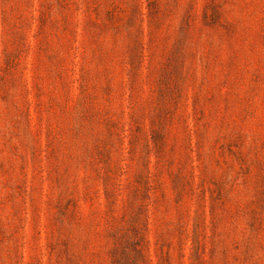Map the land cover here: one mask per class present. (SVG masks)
I'll return each instance as SVG.
<instances>
[{
	"label": "rangeland",
	"instance_id": "obj_1",
	"mask_svg": "<svg viewBox=\"0 0 264 264\" xmlns=\"http://www.w3.org/2000/svg\"><path fill=\"white\" fill-rule=\"evenodd\" d=\"M0 264H264V0H0Z\"/></svg>",
	"mask_w": 264,
	"mask_h": 264
}]
</instances>
